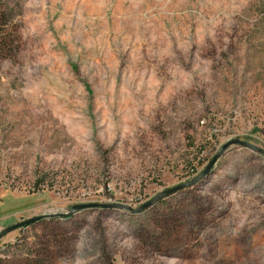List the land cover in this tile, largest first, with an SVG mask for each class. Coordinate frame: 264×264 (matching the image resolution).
Masks as SVG:
<instances>
[{
	"label": "rangeland",
	"instance_id": "374dc122",
	"mask_svg": "<svg viewBox=\"0 0 264 264\" xmlns=\"http://www.w3.org/2000/svg\"><path fill=\"white\" fill-rule=\"evenodd\" d=\"M131 5L0 0V264H264L251 148L121 206L264 149V0H144V89Z\"/></svg>",
	"mask_w": 264,
	"mask_h": 264
},
{
	"label": "crops",
	"instance_id": "0c3cea01",
	"mask_svg": "<svg viewBox=\"0 0 264 264\" xmlns=\"http://www.w3.org/2000/svg\"><path fill=\"white\" fill-rule=\"evenodd\" d=\"M132 2V5L125 9H120L122 16L125 18H131L132 22L135 24L134 28L135 30H126V32H131V34L134 36L132 38L131 42L133 43V48L130 53L131 61L134 64L140 63V68L135 69L133 73V83L137 84L139 87H142L143 89L146 88L147 84L153 83L158 85L160 81H162V78L160 76H154L153 73L156 72L154 69L155 65L152 64L151 68L149 64L145 65L147 61V56L145 51V44L147 40L144 39L145 31L141 30L142 26L145 25L143 21V4L144 0H130ZM116 10V8H114ZM117 29V28H116ZM115 27L111 28L110 30H116ZM162 31V30H160ZM161 35H164V32H161ZM160 42H168L169 38H163L162 40L159 38L157 40ZM144 61V64H143ZM134 66V65H133ZM149 87V86H148ZM152 91V90H151ZM148 94L151 92L145 91ZM153 93V92H152Z\"/></svg>",
	"mask_w": 264,
	"mask_h": 264
},
{
	"label": "water",
	"instance_id": "95a60500",
	"mask_svg": "<svg viewBox=\"0 0 264 264\" xmlns=\"http://www.w3.org/2000/svg\"><path fill=\"white\" fill-rule=\"evenodd\" d=\"M232 144H240L242 146L251 148L252 150H254L256 152L262 153L264 155V149L262 147H259V146L255 145V144H252L249 141H245V140H241V139L230 140V141H228L227 143H225L223 145L222 149L217 154H215V156L209 162V164L205 167V169L199 175L194 177L192 180H189L187 182H183L181 184H178V185L173 186V187H171L169 189H166V190H163V191L159 192L153 199H151L147 203L143 204V206H141L138 209H134V208H131V207H128V206H123V205H121V206L126 208V209H130L133 212H138L141 209H143V208L147 207L148 205H150L155 199H157L159 197H164V196H168V195L174 194V193H176L178 190H180L182 188H186L187 186H191V185L196 184L197 182L202 180L205 176H207L213 170V166L216 163V161L224 153V151ZM113 205H115V204H112L110 206H113ZM104 206L106 207L107 205H104ZM116 206H117V204H116ZM86 207H95V205L94 204H78V205H75L73 207L72 212H74L76 210H79V209L86 208ZM56 215H58V216H67V215H69V213H66V214H50L49 216L55 217ZM45 216H48V215L34 216V217L28 218L26 220H23L21 222H18L16 224L7 226L4 229H1L0 230V239H2L3 236H5L6 234L10 233L11 231H14V230H16L18 228L24 227V226L29 225L31 223H35V222L43 219Z\"/></svg>",
	"mask_w": 264,
	"mask_h": 264
},
{
	"label": "built area",
	"instance_id": "2783aa9c",
	"mask_svg": "<svg viewBox=\"0 0 264 264\" xmlns=\"http://www.w3.org/2000/svg\"><path fill=\"white\" fill-rule=\"evenodd\" d=\"M0 230H1V227H0Z\"/></svg>",
	"mask_w": 264,
	"mask_h": 264
}]
</instances>
